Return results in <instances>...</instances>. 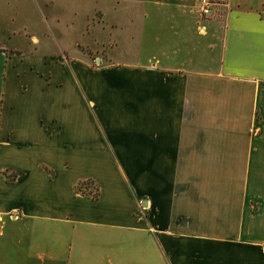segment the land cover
<instances>
[{"label":"crops","instance_id":"1","mask_svg":"<svg viewBox=\"0 0 264 264\" xmlns=\"http://www.w3.org/2000/svg\"><path fill=\"white\" fill-rule=\"evenodd\" d=\"M215 1L0 0V264H264V0Z\"/></svg>","mask_w":264,"mask_h":264},{"label":"built area","instance_id":"2","mask_svg":"<svg viewBox=\"0 0 264 264\" xmlns=\"http://www.w3.org/2000/svg\"><path fill=\"white\" fill-rule=\"evenodd\" d=\"M215 5H217L215 0H197L196 12L202 22L211 16ZM198 26L200 31L205 28L204 23H200Z\"/></svg>","mask_w":264,"mask_h":264},{"label":"rangeland","instance_id":"3","mask_svg":"<svg viewBox=\"0 0 264 264\" xmlns=\"http://www.w3.org/2000/svg\"><path fill=\"white\" fill-rule=\"evenodd\" d=\"M216 6V5H215ZM196 7H197V4H196ZM196 7H195V13H196ZM214 14H215V8L213 9V11H212V14H211V16L206 20V21H213L214 20V18H215V16H214ZM206 21H205V23H206ZM13 26H15V25H11L8 29H10V28H12ZM0 37L1 38H7L8 37V34L6 33V34H4L3 32H2V29H1V27H0ZM13 38V36L11 37V39ZM131 44V42H130V40H129V38H128V35H124L123 36V45H126V46H129ZM122 44H119V46H121Z\"/></svg>","mask_w":264,"mask_h":264},{"label":"trees","instance_id":"4","mask_svg":"<svg viewBox=\"0 0 264 264\" xmlns=\"http://www.w3.org/2000/svg\"><path fill=\"white\" fill-rule=\"evenodd\" d=\"M86 182H88V181H86ZM80 187H81V184L79 183V184L76 186V189L78 190Z\"/></svg>","mask_w":264,"mask_h":264}]
</instances>
